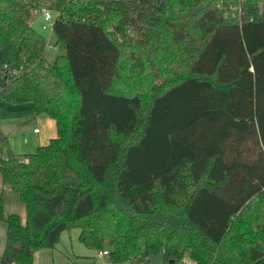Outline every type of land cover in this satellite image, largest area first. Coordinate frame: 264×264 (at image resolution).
Listing matches in <instances>:
<instances>
[{
	"label": "trees",
	"instance_id": "obj_1",
	"mask_svg": "<svg viewBox=\"0 0 264 264\" xmlns=\"http://www.w3.org/2000/svg\"><path fill=\"white\" fill-rule=\"evenodd\" d=\"M0 98L57 129L22 157L0 127V264L74 228L114 263L264 264V0H0Z\"/></svg>",
	"mask_w": 264,
	"mask_h": 264
},
{
	"label": "rangeland",
	"instance_id": "obj_2",
	"mask_svg": "<svg viewBox=\"0 0 264 264\" xmlns=\"http://www.w3.org/2000/svg\"><path fill=\"white\" fill-rule=\"evenodd\" d=\"M52 19L45 20L41 13H32L31 24L32 27L46 37L48 40V46L46 49V59L50 62L54 61L56 56L63 51L54 45L56 36L52 30V24L56 17V13L52 12ZM45 25V26H44ZM161 78H157L155 81L149 80L147 86L138 84L136 82L135 87L130 88L125 92L135 93L141 91L145 101L149 100L151 93V86H160ZM125 90V89H124ZM48 121H52L55 126L54 119L45 114L36 113L34 104L32 102L25 103H9L0 98V127L2 131L9 137L10 145L12 150L24 157L28 153H33L42 144L40 137L48 130ZM53 126L54 137L56 135V129ZM37 127L43 130L40 135L35 134L34 128ZM49 141L47 139L46 143ZM1 187V186H0ZM3 201H4V216L7 217L11 213H16L20 216L23 224L26 222V205L19 199V196L13 190L5 187L3 190ZM75 233L77 232L74 231ZM73 232V233H74ZM7 236V224L5 219H0V254H2ZM78 240L75 241L73 249L71 245L66 249L58 251L56 256L59 258L57 261L50 259V261H43L42 264H103L104 260L92 257H79L75 253L80 254V248L83 249L82 244H78ZM62 248V246H61ZM74 250V251H73ZM75 252V253H74ZM82 259V260H81ZM81 261V262H80ZM105 261L109 264H114L108 257ZM129 264V263H123ZM149 264H167L164 261L162 253H156L151 256Z\"/></svg>",
	"mask_w": 264,
	"mask_h": 264
},
{
	"label": "crops",
	"instance_id": "obj_3",
	"mask_svg": "<svg viewBox=\"0 0 264 264\" xmlns=\"http://www.w3.org/2000/svg\"><path fill=\"white\" fill-rule=\"evenodd\" d=\"M46 115V114H45ZM55 122V120H54ZM54 123H52V121H48V130L44 132V134L40 137V142L42 143L41 145L47 144L46 141L47 139H51L53 138L51 135L54 134V130L51 129L53 128ZM55 129H56V123H55ZM37 127H35L33 130H35ZM39 129V128H38ZM41 133H43L42 129H39V131L35 132V134L40 135ZM56 134H57V129H56ZM56 136V135H55ZM54 136V137H55ZM0 186H1V181H0ZM77 232L75 233L74 231ZM74 232V233H73ZM79 229L78 228H74L70 231H64L60 237V241L58 242V244L54 247V248H50V249H42L39 250L35 253L34 255V264H42L43 261H50V259L52 260H59V258H57L56 254L58 251H61V249H66V247H69V245H71L72 249L74 246V243L76 240H78V242L80 244H82L79 240ZM78 243V244H79ZM83 245V244H82ZM62 246V248H61ZM85 249H83L82 247L80 248V254H77L78 252H74L76 255H78L79 257H92V258H99L104 260L103 264H109L105 261V259L109 256H99L98 255V251L96 250H92L87 248L85 245H83ZM74 251V250H73ZM110 259V258H109ZM82 260V259H81ZM81 262V261H80ZM114 264H123V263H114Z\"/></svg>",
	"mask_w": 264,
	"mask_h": 264
},
{
	"label": "built area",
	"instance_id": "obj_4",
	"mask_svg": "<svg viewBox=\"0 0 264 264\" xmlns=\"http://www.w3.org/2000/svg\"><path fill=\"white\" fill-rule=\"evenodd\" d=\"M241 3L242 2H244L245 0H239ZM237 8L238 9H240L241 8V6L239 5V6H237ZM33 13H41V15L43 16V18L45 19V20H51L52 19V12L50 11V10H48V9H42V10H38V9H34L33 10ZM45 26V25H44ZM37 131H39V129L38 128H36L35 130H34V132H37ZM98 255L99 256H108L109 255V251L107 250V249H104V250H100V251H98ZM189 262H190V259L188 258V257H185V258H183V260L179 263V264H189Z\"/></svg>",
	"mask_w": 264,
	"mask_h": 264
}]
</instances>
